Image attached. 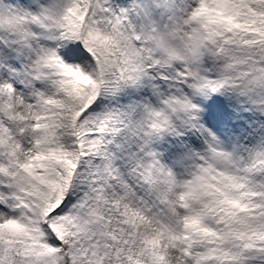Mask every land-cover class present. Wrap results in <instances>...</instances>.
<instances>
[{"label":"snow or ice","instance_id":"1","mask_svg":"<svg viewBox=\"0 0 264 264\" xmlns=\"http://www.w3.org/2000/svg\"><path fill=\"white\" fill-rule=\"evenodd\" d=\"M0 264H264V0H0Z\"/></svg>","mask_w":264,"mask_h":264}]
</instances>
